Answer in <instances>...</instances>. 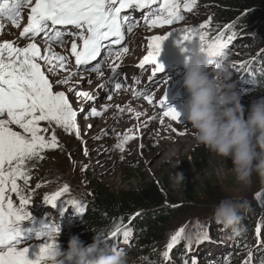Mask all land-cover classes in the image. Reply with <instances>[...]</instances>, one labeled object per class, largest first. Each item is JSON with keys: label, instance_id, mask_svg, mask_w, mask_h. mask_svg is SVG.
<instances>
[{"label": "snow or ice", "instance_id": "snow-or-ice-1", "mask_svg": "<svg viewBox=\"0 0 264 264\" xmlns=\"http://www.w3.org/2000/svg\"><path fill=\"white\" fill-rule=\"evenodd\" d=\"M195 4L196 0H185L183 6L180 0H0V20L6 19L17 29L21 28L24 10H28L27 25L23 27L17 40L0 43V264H43L48 251L59 246L55 236L60 232V227L52 223L44 224L40 229H28L27 233L22 229L25 222L35 224V217L28 210L31 197L24 194L25 189L18 183L23 180L24 185H27L31 179L30 170L25 168L27 161L42 160L44 157L41 153L45 150L60 147L55 131L49 135L50 126L54 125L66 133H74L77 139L81 138L77 111L65 91L54 90V85H69L75 77L85 72L103 76L102 67L108 63L112 73L108 84L114 87L109 89L104 84L100 87L107 93L105 99L111 100L112 92L122 88V84L117 82L120 76L117 69L121 66L117 61L129 52L127 46H121L125 45L126 34L139 21L132 12L147 10V14L142 16L145 25L160 28L182 21V11H192ZM3 27L0 23V29ZM206 27L207 24L200 25V29ZM172 34L170 32L168 35L150 38L149 50L139 68L152 66L153 77L164 71L159 58L165 41ZM179 34L181 39L178 43L190 45L183 50L189 53L193 46H197L211 58L213 70L217 67L218 58L228 57L226 49L235 36L233 33L225 38L221 33L214 40L207 41V33L195 28ZM24 38L29 42L26 46H19V41ZM37 38L43 42V50ZM57 47L65 49L70 55L57 52ZM70 57H74V61ZM70 64L73 65L72 68L69 67ZM62 72L67 74L55 81L50 79V75L58 76ZM87 82L92 83L91 79ZM152 83L157 84L158 81L153 80ZM152 90L137 95H142L149 105H153ZM68 91L84 101L95 99L87 91L75 88H69ZM159 106L164 117L183 124L182 114L168 106L167 94L159 101ZM123 111L120 108V112ZM129 111L132 109L129 108ZM102 114L95 106L91 108L92 117H100ZM139 115L140 113H136L137 117ZM87 118L88 115H85L84 119ZM131 139L134 137L126 135L114 147L123 153L125 144ZM84 154H88L86 147ZM68 191L69 188L65 185L60 191L45 197L44 202L56 208L57 201ZM11 193L19 197L18 205L14 204ZM67 203L78 213L84 212V205L80 202L72 200ZM31 232H35V240H44L43 243L34 245L38 247L35 261L28 258L30 246H33L28 239V233ZM132 232L131 227L122 229L121 226H116L110 232L113 243L111 246L107 244L105 250L117 249L121 236L123 243L127 244ZM256 235L259 247L260 229H257ZM181 240L186 241L187 254L193 244L199 245L209 240V235L204 232L193 238L186 233L184 227H180L171 235L166 250L162 253L164 260L172 259L170 254ZM119 251L124 249L120 248ZM253 256L254 253L249 251L245 264H253ZM183 264H196V260L194 257L186 258ZM261 264H264V260H261Z\"/></svg>", "mask_w": 264, "mask_h": 264}, {"label": "rangeland", "instance_id": "rangeland-1", "mask_svg": "<svg viewBox=\"0 0 264 264\" xmlns=\"http://www.w3.org/2000/svg\"><path fill=\"white\" fill-rule=\"evenodd\" d=\"M199 3L203 7L196 11L191 21L178 24L176 27L160 33H153L151 36L168 35L171 32L173 34L168 40L180 41L179 32L184 30L195 28L207 33L206 28L200 29V25L207 24L216 3L209 0H199ZM3 30L4 27L0 29V41L17 40V32L19 33L17 29L14 30V33L7 30L5 34L2 33ZM10 33L12 35L8 36L7 34ZM144 33L146 32H138L137 35L140 36ZM146 38L147 36L143 38V41L144 46L147 47L150 42ZM239 38L240 41L233 43L234 47L227 51L233 66H239V63L243 61L242 58H253V61L257 60L258 62L264 61V46L261 43L256 45L250 38L240 36ZM21 41V46H26V43L29 42L26 38ZM37 42L41 43L40 46L44 48L42 41L37 40ZM233 49L236 50L234 53H232ZM66 74L62 72L58 76H53V81ZM234 75L235 73L232 75L233 83L236 81ZM85 78L87 76L81 73L69 85L61 87L54 85V90L65 91L70 103L72 102L73 108L77 111V123L81 128V138L70 143L75 137L74 133V135H68L63 129L54 125L50 126L49 135L53 130L55 131L60 147L45 150L41 153L44 157L42 160L27 161L25 168L30 170L31 179L27 185H24L23 180L18 181L21 187L25 189L24 194L31 197L30 208L36 210L41 206L51 207L44 202L45 197L60 191L65 185L68 186L69 191L57 201L56 208L72 211L75 208L67 202L75 200L82 204L85 196L96 185H103L112 193H119L125 190L140 189L151 182L162 186L161 182L169 177V190L174 191V198L169 201L166 199L164 205L169 208H176L177 211L186 209L185 211L189 214L181 212L165 226V231L161 234V238L164 240L161 249L152 254L155 256V261H159L158 264H176L173 259L164 260L162 253L166 249L171 235L180 227H184L186 233L193 238L199 233L206 232L209 235V240L199 245L193 244L190 253L187 254L186 241L181 240L180 244L170 254L171 257H184L185 259L194 257L196 264H245L248 259V252L252 251L254 253L253 264H261V260H264V240L262 239L264 182H261L260 178L253 174L251 185L242 190L231 172L232 161L216 156L194 140L192 129L183 114L185 106L177 110L182 114L181 122L183 124H181L164 117L162 112L148 107L143 100L136 99V101L126 95H114L112 93V99L117 97L124 110L130 106L137 107L134 108V114L132 111V116L140 113V122L133 123L127 117V122L123 124L121 121L126 117L123 118V112H120L121 107L118 105L113 107V111L105 110L106 91L104 90L103 94L102 89L99 88L100 83L96 87H90L94 82H99L94 77L95 80L91 84L86 82V85H82ZM69 88H75L78 91L85 89L95 99L84 101L83 98L81 99L73 92L68 91ZM249 90L250 92L245 96V99H250L255 94L254 85ZM152 93L153 91L151 95ZM93 106L103 113L102 116L92 117L90 115ZM85 115H88L87 119H84ZM120 118L122 119L119 122ZM142 121H146L148 124L141 126ZM13 127L15 129V126ZM126 135L132 136L134 139L125 144L124 151L121 153L120 149L114 146ZM182 143L184 144L182 145ZM85 147L88 150L87 155L84 154ZM199 149H201L204 157L196 164L194 155L200 154ZM129 167L136 168V173H129ZM175 172L183 173L184 184L193 188L197 197L196 201L191 202L184 198L182 185L174 183ZM205 181L211 183L210 185L217 186L220 193L218 197L210 199L208 192L204 191L203 188ZM38 185L39 187H37ZM11 195L18 205L19 197L15 193H11ZM225 198H231L245 205L241 213H243V218L249 221V226L245 227L244 236L241 238H239L241 234L234 236L230 230L223 231L221 226L212 219L214 207ZM60 201L66 203L61 204ZM200 205L205 206V208L196 207ZM83 221V217L80 215L77 217V225L73 227L82 226ZM211 229L214 230L213 233ZM257 229L261 231L259 247H257ZM246 234L248 235L245 236ZM158 244L156 245L159 246ZM34 245L36 244L30 247H35ZM137 247L140 245L138 246L134 240L130 239L127 244H124L129 261L134 257H142L143 254L141 255L139 249L136 250ZM237 252H243V255L237 256Z\"/></svg>", "mask_w": 264, "mask_h": 264}, {"label": "clouds", "instance_id": "clouds-1", "mask_svg": "<svg viewBox=\"0 0 264 264\" xmlns=\"http://www.w3.org/2000/svg\"><path fill=\"white\" fill-rule=\"evenodd\" d=\"M235 37L238 42L239 35ZM188 54L184 88L189 99L183 114L194 140L216 156L232 161L231 172L242 190L251 185L253 174L264 182V97L246 109L241 103L246 97L241 98L232 82V64L228 57L218 58L217 67L210 72L211 58L207 54L197 46H193ZM251 62L256 64L253 58ZM256 72L264 76V67H240L237 75L250 74L251 78H248L252 84L257 80ZM184 181L183 173H174L175 184L183 185ZM244 207L231 198L222 199L214 207L212 219L223 231L230 230L234 236L239 235ZM106 245L104 238L96 237L91 246H86L78 236H72L66 249L60 246L50 249L43 264H129L127 252L106 251Z\"/></svg>", "mask_w": 264, "mask_h": 264}, {"label": "trees", "instance_id": "trees-1", "mask_svg": "<svg viewBox=\"0 0 264 264\" xmlns=\"http://www.w3.org/2000/svg\"><path fill=\"white\" fill-rule=\"evenodd\" d=\"M216 3L213 11L210 13L207 22V39L216 38L221 33L224 37L235 33L239 36L250 38L254 44L264 43V0H209ZM200 8L202 7L199 6ZM206 39V40H207ZM244 63L238 68L243 69L261 67L262 63L252 64L251 59L242 58ZM257 70V69H256ZM257 78L258 90L252 100H241L242 105L248 109L251 104L264 97V76L255 73ZM247 115V113H246ZM199 155H194L196 164L204 157L201 149ZM136 168L129 167V173H136ZM170 178L166 177L161 183L162 186L154 182L148 183L140 189L125 190L119 193H112L103 185H96L93 190L84 198L85 225L73 229L71 232L59 235L56 242L62 249H66L70 237L78 236L87 246L92 245L96 237L104 238L106 244L113 242L110 232L116 226L123 228L131 227L133 229L130 240H134L141 252L142 257H134L129 264H158L155 261L154 254L161 249L163 239L161 234L165 231L170 221L179 213H185L186 209L177 211L176 208H169L164 205L166 199L174 198V191L169 190ZM208 181L204 183V191L208 192L210 199L218 197L219 189L217 186L210 185ZM210 186V188H209ZM182 192L184 198L188 201H196L197 197L190 185L183 184ZM205 208V206H196ZM187 213V212H186ZM189 214V213H187ZM243 215V213H241ZM200 215V214H198ZM264 216V213H263ZM264 218V217H263ZM249 221L243 218L241 223L240 237H243L245 227L249 226ZM263 236L264 240V219H263ZM213 229L211 232L213 233ZM246 234L245 236H247ZM245 239V238H244ZM122 241V236L120 237ZM158 243H161L160 245ZM158 244L159 246H157ZM135 250V252H136ZM166 249H164L165 251ZM243 255V252H237V256ZM135 256V255H134ZM147 258V259H142ZM185 258L175 257L176 264H183Z\"/></svg>", "mask_w": 264, "mask_h": 264}, {"label": "bare ground", "instance_id": "bare-ground-1", "mask_svg": "<svg viewBox=\"0 0 264 264\" xmlns=\"http://www.w3.org/2000/svg\"><path fill=\"white\" fill-rule=\"evenodd\" d=\"M8 36H10V35H12V33H10V34H7ZM15 39V38H14ZM12 41H14V40H12ZM40 41V40H39ZM240 41V39H238V42ZM0 43H2V41L0 42ZM21 43H22V41H19V45L21 46ZM41 44V43H40ZM42 45V44H41ZM43 49V48H42ZM140 59V58H139ZM42 64H43V62H41ZM146 68H144V69H142V70H145ZM47 74V73H46ZM66 74V73H65ZM84 74V73H83ZM86 75V74H85ZM150 75V73L147 71V73H146V76L148 77ZM160 74L159 73H157V75L155 76V77H153L152 76V81L153 80H156V78L159 76ZM92 77H89L90 79H91V81H93V80H95V79H93V77L94 78H96L99 82H94L93 83V85L92 86H90L91 88L92 87H96V86H98V84L100 83V84H102V83H105L106 84V82H107V79L105 78V76H99V75H97V74H95V75H91ZM171 78V77H170ZM50 79L53 81V76H50ZM55 80H57V79H55ZM87 80H88V78H85L84 79V82L82 83V85H86L87 83ZM75 81V80H74ZM78 82H79V80H77ZM152 81H151V85L153 84L152 83ZM76 82V81H75ZM100 86V85H99ZM61 87V86H60ZM64 88V87H63ZM61 89V88H60ZM110 89H112L111 88V86H110ZM59 90V89H58ZM83 91H85V89L83 90ZM82 99V98H81ZM82 102V101H81ZM72 103V102H71ZM74 103V102H73ZM138 104V103H137ZM143 104V103H142ZM76 105V104H75ZM119 105V107H121L122 108V105H120L119 104V101L117 100V97L116 98H113V99H111V100H106V103H104V109H105V106H107V109H109L110 111L112 110L113 111V107L114 106H118ZM134 105V104H133ZM139 106V105H138ZM145 107V106H144ZM129 108H131L132 109V111H133V114H134V108L136 109L137 107L135 106V107H126L125 108V110L123 111V118L124 117H126L125 119H123L122 121H121V119L122 118H120L119 119V122L121 121L123 124L124 123H126L127 122V120H128V118L127 117H129L130 118V120H132L133 121V123L135 122H140L141 121V118H139V117H137L136 116V114L135 115H133L132 116V111H129ZM141 110V109H140ZM148 110V109H147ZM158 112H162L161 110H157ZM126 113V114H125ZM139 113V112H138ZM153 115V114H152ZM157 115V114H156ZM140 116V115H139ZM142 117V116H141ZM143 118V117H142ZM148 118V117H147ZM158 119V118H157ZM143 120V119H142ZM150 121V120H149ZM156 121V120H155ZM153 122V121H152ZM42 124H43V122H42ZM122 124V125H123ZM142 124H148L146 121H142V123H141V126H142ZM155 124V123H154ZM68 135H74L73 133L72 134H69V133H67ZM69 139V138H68ZM181 139V138H180ZM183 140V139H182ZM181 140V141H182ZM77 141V138L76 137H74V139L73 140H71L70 141V143H72V142H76ZM184 143H182V145H183ZM123 242V241H122ZM123 244H125V243H123Z\"/></svg>", "mask_w": 264, "mask_h": 264}]
</instances>
